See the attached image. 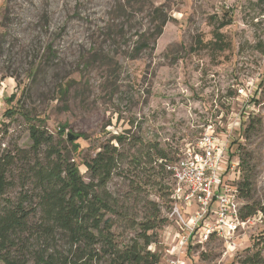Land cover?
Segmentation results:
<instances>
[{"label":"rangeland","instance_id":"rangeland-1","mask_svg":"<svg viewBox=\"0 0 264 264\" xmlns=\"http://www.w3.org/2000/svg\"><path fill=\"white\" fill-rule=\"evenodd\" d=\"M222 22H230L221 31L230 47L200 49ZM60 84L69 86L65 97ZM22 112L40 118L55 142L65 126L63 146L86 183L85 162L118 146L112 180L100 190L119 207L118 242L135 236L132 222L157 215L149 250L158 264H243L258 252L264 264V0H0L1 155L31 147ZM253 118L261 124L247 134ZM209 127L228 137L227 154L239 164L228 183L242 180V156L251 157L253 189L241 208L263 211L227 240L197 232L182 244L188 230L174 214V182L153 149L175 162Z\"/></svg>","mask_w":264,"mask_h":264},{"label":"trees","instance_id":"trees-1","mask_svg":"<svg viewBox=\"0 0 264 264\" xmlns=\"http://www.w3.org/2000/svg\"><path fill=\"white\" fill-rule=\"evenodd\" d=\"M229 24H218L212 32L213 40L198 41L199 48L226 51L230 45L221 31ZM68 88L59 85L62 97ZM13 113L8 110L7 115ZM21 115L28 123L31 147L16 148L6 155L0 152V264H158L159 255L149 250L157 243L161 227L157 215L132 222L127 228L135 236L128 243L116 240L112 216L119 215V207L101 191L114 175L121 155L118 146L108 143L95 158L85 162L91 178L86 183L63 146L65 126L59 127V140L55 142L40 118L23 112ZM260 124L261 120L253 118L245 132L257 131ZM123 139L115 138L118 145ZM153 151L162 163L161 173L166 172L171 159L158 148ZM251 160L248 154L242 156L243 177L237 184L241 201L250 199L253 189ZM12 188L20 191L15 198H6ZM260 211L254 203L246 205L241 208L240 219L249 221ZM243 264H263V260L258 252L247 256Z\"/></svg>","mask_w":264,"mask_h":264},{"label":"built area","instance_id":"built-area-1","mask_svg":"<svg viewBox=\"0 0 264 264\" xmlns=\"http://www.w3.org/2000/svg\"><path fill=\"white\" fill-rule=\"evenodd\" d=\"M208 130L210 127L195 145H189L182 157L166 166L174 182V214L188 230L182 244L197 232L203 240L212 235L227 240L250 222L240 219L242 201L237 183H228V176L239 170V164L227 154L228 137L226 141L220 140ZM182 212H189V217L185 215L187 220Z\"/></svg>","mask_w":264,"mask_h":264},{"label":"water","instance_id":"water-1","mask_svg":"<svg viewBox=\"0 0 264 264\" xmlns=\"http://www.w3.org/2000/svg\"><path fill=\"white\" fill-rule=\"evenodd\" d=\"M68 138H69L70 141L75 140V137L73 135H71V134L68 135Z\"/></svg>","mask_w":264,"mask_h":264}]
</instances>
